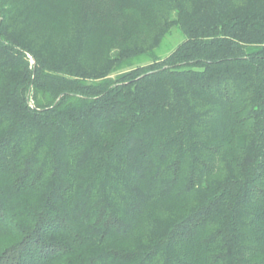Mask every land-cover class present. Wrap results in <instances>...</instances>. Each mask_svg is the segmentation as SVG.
Here are the masks:
<instances>
[{"label": "trees", "instance_id": "16d2710c", "mask_svg": "<svg viewBox=\"0 0 264 264\" xmlns=\"http://www.w3.org/2000/svg\"><path fill=\"white\" fill-rule=\"evenodd\" d=\"M0 264H264V0H0Z\"/></svg>", "mask_w": 264, "mask_h": 264}, {"label": "rangeland", "instance_id": "374dc122", "mask_svg": "<svg viewBox=\"0 0 264 264\" xmlns=\"http://www.w3.org/2000/svg\"><path fill=\"white\" fill-rule=\"evenodd\" d=\"M102 19V18H100ZM70 20V16H69ZM102 21V20H101ZM112 27V31H97V35L99 38L103 40L102 46L104 47H115L122 48L128 44H132L138 39L141 38L140 34L142 33V37L146 36V31H134L129 26L130 31H125L124 27L121 28L120 21L110 17L109 19ZM64 24L58 25L60 28H63ZM113 27L116 31H113ZM139 33V34H137ZM183 41V35L178 30H173L171 34L165 37L162 45L157 50V54L160 58H165L173 52V50ZM33 62V61H32Z\"/></svg>", "mask_w": 264, "mask_h": 264}, {"label": "water", "instance_id": "95a60500", "mask_svg": "<svg viewBox=\"0 0 264 264\" xmlns=\"http://www.w3.org/2000/svg\"><path fill=\"white\" fill-rule=\"evenodd\" d=\"M61 97H62V96H61ZM61 97H60V98H61ZM60 98L58 99V101L60 100Z\"/></svg>", "mask_w": 264, "mask_h": 264}]
</instances>
